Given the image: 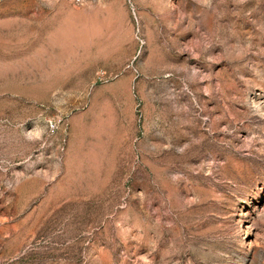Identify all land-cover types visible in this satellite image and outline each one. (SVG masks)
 Masks as SVG:
<instances>
[{
    "label": "rangeland",
    "instance_id": "obj_1",
    "mask_svg": "<svg viewBox=\"0 0 264 264\" xmlns=\"http://www.w3.org/2000/svg\"><path fill=\"white\" fill-rule=\"evenodd\" d=\"M0 264H264V0H0Z\"/></svg>",
    "mask_w": 264,
    "mask_h": 264
},
{
    "label": "built area",
    "instance_id": "obj_2",
    "mask_svg": "<svg viewBox=\"0 0 264 264\" xmlns=\"http://www.w3.org/2000/svg\"><path fill=\"white\" fill-rule=\"evenodd\" d=\"M75 1V3H79V0H74Z\"/></svg>",
    "mask_w": 264,
    "mask_h": 264
}]
</instances>
